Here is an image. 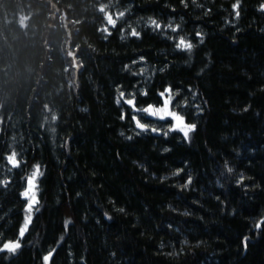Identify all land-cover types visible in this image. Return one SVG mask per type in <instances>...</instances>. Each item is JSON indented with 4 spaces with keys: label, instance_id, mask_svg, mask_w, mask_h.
I'll return each mask as SVG.
<instances>
[{
    "label": "trees",
    "instance_id": "obj_1",
    "mask_svg": "<svg viewBox=\"0 0 264 264\" xmlns=\"http://www.w3.org/2000/svg\"><path fill=\"white\" fill-rule=\"evenodd\" d=\"M101 2L126 9L106 38ZM235 2L0 0V242L23 222L24 178L41 173L22 247L0 264L53 249L49 264H264V0ZM169 95L196 125L188 140L138 111Z\"/></svg>",
    "mask_w": 264,
    "mask_h": 264
},
{
    "label": "snow or ice",
    "instance_id": "obj_2",
    "mask_svg": "<svg viewBox=\"0 0 264 264\" xmlns=\"http://www.w3.org/2000/svg\"><path fill=\"white\" fill-rule=\"evenodd\" d=\"M180 3L183 4L185 7H187L185 0H180ZM193 3H195V0H193ZM239 6H240V0H236V2L232 4L233 9H238ZM259 8L261 10H264V3H261L259 5ZM97 10L103 14V18L106 21L105 24H103L97 28V31L98 32L102 31L105 34V38H106L107 35L111 34L109 26H112L114 28L116 26L117 21L125 15L126 9L121 10V11H116L114 14L113 11L109 10V4L101 2L97 5ZM239 15H240L239 11H236V16L239 17ZM147 25L153 26L154 29H160L161 28V24L153 17H148ZM163 27L171 28L172 31L175 32L177 30V28L179 27V25H174L171 22H169L168 24H164ZM123 31H124V29L121 28V32H123ZM129 35H132L135 37H140L141 33L136 31L135 29H132L130 31ZM196 36L200 37V36H202V34L200 32H196ZM169 39H172V37H169ZM175 47L177 49H183V50L190 51L193 48V44L190 40H186L183 36H180L177 39ZM140 59L143 60L144 57L141 56ZM133 63H135V61H133ZM81 66H82V64L76 65L77 68H79ZM124 67L127 68L128 66L124 65ZM117 87H119V86H117ZM170 92H171V89L165 88V90L163 92L159 93V96L163 98L165 96V93H170ZM119 95L121 98H123L125 94H124V92H120ZM171 99H172V96L169 95L166 99H164L162 106L155 107V106L149 104L146 107L139 109L138 111H143L144 113H146L152 117L158 118L160 120H164L166 118H171V124L168 128V131H165L163 134L165 136H167L169 131L178 130L179 132H181L183 134L185 140H188L190 132L195 130L196 125L192 124V123L185 122V118L182 115H179L177 112L170 110L169 102L171 101ZM116 102L119 103L120 100L118 99ZM124 103L130 105L134 110H137L135 108L134 99H125ZM48 107H49L48 105H45V109H47ZM56 119H58L57 115L53 114L52 120H56ZM120 119H124L123 113H121ZM132 120L135 121L136 127L141 129L142 131L149 130V126L147 124L141 123L140 120H138L135 115L132 116ZM41 127H43V125H41ZM150 130L152 132H160L161 131L160 128H156V127H152ZM52 131H55V129H52ZM4 158L8 161V163L10 165H12V167L20 166V160L18 159V155L14 150L11 152L5 153ZM32 167H33V171L31 172L30 175H27L24 178L26 180V185L19 193V195L22 198H25V200H26V203L24 204L25 215L23 218V222L20 224L15 238L5 239L2 242H0V252L15 254L22 247L21 238H23L25 236V233L28 230V226H29L31 219H32V212H33L34 206L38 203V199H37V195H36V192H37L36 179L39 175H41V173H40L39 164H34ZM227 171L232 172V168H228ZM176 172L179 173L180 169H176ZM190 180H191V177H189V181ZM244 180H245V176L240 175L236 179V183L238 185H240ZM5 183H6V181L0 180V184H5ZM187 183H188V181H186V184ZM244 186L247 187V185H244ZM105 215H107V214H105ZM67 223H68V221L66 220L65 224H67ZM262 225H264V215H262L260 217V219L255 221L254 227L257 229H261ZM0 235H3V233H0ZM248 239H249V237H247V236H244L242 238L241 242L244 244L245 247H247V240ZM57 243H59V241H57ZM53 251H55V249L48 251L42 257L44 264H49L50 258L53 255Z\"/></svg>",
    "mask_w": 264,
    "mask_h": 264
}]
</instances>
